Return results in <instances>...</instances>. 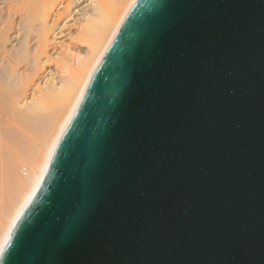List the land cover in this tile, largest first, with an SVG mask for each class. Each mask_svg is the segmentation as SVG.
<instances>
[{
    "label": "water",
    "instance_id": "water-1",
    "mask_svg": "<svg viewBox=\"0 0 264 264\" xmlns=\"http://www.w3.org/2000/svg\"><path fill=\"white\" fill-rule=\"evenodd\" d=\"M0 264H264V0H136Z\"/></svg>",
    "mask_w": 264,
    "mask_h": 264
},
{
    "label": "bare ground",
    "instance_id": "bare-ground-1",
    "mask_svg": "<svg viewBox=\"0 0 264 264\" xmlns=\"http://www.w3.org/2000/svg\"><path fill=\"white\" fill-rule=\"evenodd\" d=\"M136 0H0V250Z\"/></svg>",
    "mask_w": 264,
    "mask_h": 264
}]
</instances>
